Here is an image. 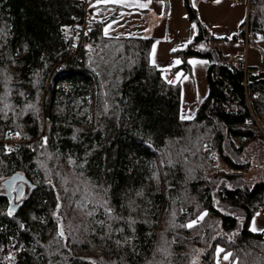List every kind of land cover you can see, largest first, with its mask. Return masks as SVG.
Returning a JSON list of instances; mask_svg holds the SVG:
<instances>
[{
  "label": "trees",
  "instance_id": "16d2710c",
  "mask_svg": "<svg viewBox=\"0 0 264 264\" xmlns=\"http://www.w3.org/2000/svg\"><path fill=\"white\" fill-rule=\"evenodd\" d=\"M82 1L0 0V176L35 185L17 211L0 192V264H264L251 228L264 212V70L245 76L204 48L219 38L185 0L196 33L175 53L210 66L208 96L183 118L152 38L106 34L89 7L92 51H75ZM249 29L264 42V0Z\"/></svg>",
  "mask_w": 264,
  "mask_h": 264
},
{
  "label": "rangeland",
  "instance_id": "374dc122",
  "mask_svg": "<svg viewBox=\"0 0 264 264\" xmlns=\"http://www.w3.org/2000/svg\"><path fill=\"white\" fill-rule=\"evenodd\" d=\"M238 3H243L245 11L247 10L248 13L245 2L238 0H224L221 3H212L208 0L205 3V1L199 0L197 3L198 7L194 5L200 19L207 25L214 36L219 37L218 40L210 42L204 48H220L225 57L232 63H235L239 58L244 59L247 57L249 66L256 65L258 71L260 69L264 70V42L250 41L246 46L241 36L238 39H234L235 35L240 34V29L239 27L237 28L239 25L233 26L234 22L237 23L235 18L237 17L235 15V5H238ZM220 6L226 7L221 8L225 11H220ZM247 13L243 18L244 20L247 18ZM228 19L232 20V22L226 23ZM173 46H168L160 50L154 49L150 57L152 63L163 70V75L169 82L179 83L181 85V116L191 119L197 115L201 104L209 94L208 69L210 59L204 56H189L187 60L189 69H187L184 64V58L180 54L175 53L176 50L186 46H181L180 48H173ZM166 50H169V52ZM216 164L224 166L218 160ZM261 171V166L254 164L246 172L247 176L255 178L259 176ZM210 172H213V170H210ZM5 178L0 176V192L3 193H6V188L3 184ZM28 191L29 185L26 187V194ZM251 228L255 231L264 229L263 211H258L255 214ZM218 262L219 264H237V261L231 259L230 254H225L224 256L218 254Z\"/></svg>",
  "mask_w": 264,
  "mask_h": 264
},
{
  "label": "crops",
  "instance_id": "0c3cea01",
  "mask_svg": "<svg viewBox=\"0 0 264 264\" xmlns=\"http://www.w3.org/2000/svg\"><path fill=\"white\" fill-rule=\"evenodd\" d=\"M203 1L206 3V0ZM208 1L221 3L224 0ZM88 2L93 16L103 20L106 34L150 37L153 39L152 50L173 45V48L186 46L196 33V26L187 15L185 0H88ZM198 2L199 0H192L195 6ZM221 8L226 7L220 6L219 9ZM235 8L237 17H234L238 24L234 22L233 26L239 25L237 28L239 27L241 31L247 10L245 11L243 3L236 4ZM228 22L232 20L228 19L226 23Z\"/></svg>",
  "mask_w": 264,
  "mask_h": 264
},
{
  "label": "built area",
  "instance_id": "2783aa9c",
  "mask_svg": "<svg viewBox=\"0 0 264 264\" xmlns=\"http://www.w3.org/2000/svg\"><path fill=\"white\" fill-rule=\"evenodd\" d=\"M238 1H243L247 5L248 13H247V18L244 23V36H243V41L246 44V46L249 44L250 41H256L259 40L260 35L256 32L250 31L249 29V13H250V7L252 4L253 0H238ZM82 6H83V13L79 16V23L76 24L75 26V32L76 35L78 36V42L75 44L74 49L77 52L79 48H82L86 54L91 53L92 47H93V41L87 40V35L90 33L91 26H90V21L92 19V16L90 15L89 12V2L88 0H83L82 1ZM235 65L243 70L245 73V76L249 72H253L254 74H257L259 71L257 69H252L247 61V57L242 59L239 58L236 62ZM8 250L7 252H9Z\"/></svg>",
  "mask_w": 264,
  "mask_h": 264
},
{
  "label": "water",
  "instance_id": "95a60500",
  "mask_svg": "<svg viewBox=\"0 0 264 264\" xmlns=\"http://www.w3.org/2000/svg\"><path fill=\"white\" fill-rule=\"evenodd\" d=\"M3 184L6 188V195L10 201V209L13 211H17L23 206L27 184L31 185L32 189L35 188V185L31 184L26 175L21 172H15L6 177L3 180Z\"/></svg>",
  "mask_w": 264,
  "mask_h": 264
},
{
  "label": "snow or ice",
  "instance_id": "6c2138e0",
  "mask_svg": "<svg viewBox=\"0 0 264 264\" xmlns=\"http://www.w3.org/2000/svg\"><path fill=\"white\" fill-rule=\"evenodd\" d=\"M193 27H195V26H193ZM177 63H179V61H177ZM225 259H227V257H225Z\"/></svg>",
  "mask_w": 264,
  "mask_h": 264
},
{
  "label": "flooded vegetation",
  "instance_id": "af4514ba",
  "mask_svg": "<svg viewBox=\"0 0 264 264\" xmlns=\"http://www.w3.org/2000/svg\"><path fill=\"white\" fill-rule=\"evenodd\" d=\"M27 187V186H26ZM25 195H26V192H25ZM20 201V200H19ZM19 201H17V202H19Z\"/></svg>",
  "mask_w": 264,
  "mask_h": 264
},
{
  "label": "bare ground",
  "instance_id": "6f19581e",
  "mask_svg": "<svg viewBox=\"0 0 264 264\" xmlns=\"http://www.w3.org/2000/svg\"><path fill=\"white\" fill-rule=\"evenodd\" d=\"M77 20V19H76Z\"/></svg>",
  "mask_w": 264,
  "mask_h": 264
}]
</instances>
